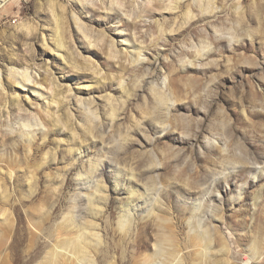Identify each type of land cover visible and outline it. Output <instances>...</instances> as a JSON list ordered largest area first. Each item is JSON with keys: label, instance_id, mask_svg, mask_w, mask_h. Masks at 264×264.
I'll list each match as a JSON object with an SVG mask.
<instances>
[{"label": "rangeland", "instance_id": "obj_1", "mask_svg": "<svg viewBox=\"0 0 264 264\" xmlns=\"http://www.w3.org/2000/svg\"><path fill=\"white\" fill-rule=\"evenodd\" d=\"M199 1L0 0V264H264V0Z\"/></svg>", "mask_w": 264, "mask_h": 264}, {"label": "bare ground", "instance_id": "obj_2", "mask_svg": "<svg viewBox=\"0 0 264 264\" xmlns=\"http://www.w3.org/2000/svg\"><path fill=\"white\" fill-rule=\"evenodd\" d=\"M83 5H84V3L86 2V1H90V0H79ZM210 0H208V2H204V3H200L201 1H199V3H198V8L200 9V10H202V11H210V8H211V6H210V2H209ZM212 1V0H211ZM112 3V2H111ZM89 4V3H88ZM59 37V36H58ZM59 39V38H58ZM65 39V38H64ZM63 41V40H62ZM63 44L61 43V41H60V39L58 40V43L55 45V47H56V50H60L61 48H63V46H62ZM109 48V47H108ZM140 54V53H139ZM62 55V54H61ZM64 61V60H63ZM8 70L10 71V76L15 80V82L16 83H18V84H20V85H22V86H28V85H32L31 83V78H30V75H29V73L27 72V70L28 69H26V68H20V69H18V68H15V67H13V66H11V67H9L8 68ZM13 73L14 74H17V75H13ZM52 82V81H51ZM1 83V82H0ZM39 84H37L36 85V83H33V86L34 87H36V89L38 90V91H40L41 92V94L42 95H47V96H50L51 97V102L53 103V104H55V106L54 105H50L51 107H52V109H58V106H59V104H60V99L59 100H57L55 97V94H57V93H52V90H50L49 89V87L47 86L46 88H47V90L45 91V88L43 89V87H41V86H38ZM52 88V87H51ZM154 95V99H155V101H156V103L157 104H166L168 101H169V99H170V95L171 94H167V93H164V92H160V91H155V93L153 94ZM61 96V95H60ZM6 100V99H5ZM15 102H16V107L17 106H19V99H16L15 100ZM56 105H58V106H56ZM49 106V107H50ZM7 113V112H6ZM49 114V113H48ZM53 115V114H52ZM55 115V114H54ZM113 116V115H112ZM9 118V117H8ZM50 119V118H49ZM90 121V120H89ZM40 120H39V118L37 117V115H36V113H34V114H32L30 117H28L27 119H25L23 122H22V124H20V129L24 132V134L26 135H29V134H31V131L29 130L33 125L34 126H36V125H40ZM19 128V127H18ZM21 131V132H22ZM23 135V134H22ZM29 137H31V135L29 136ZM209 232V231H208ZM172 233V232H171ZM200 237L201 238H203L204 240H205V244H207V240H208V237H207V232L206 231H201L200 233ZM210 234V233H209ZM85 235V234H84ZM162 237V236H161ZM165 237V236H164ZM160 240V239H159ZM79 241V240H78ZM75 242V241H74ZM82 242V241H81ZM88 242V241H87ZM93 242V241H92ZM79 245H80V243H79ZM82 245V244H81ZM78 247H80V246H78ZM85 247H86V245H85ZM84 246L82 247L83 249L82 250H80V252H81V259L83 258V259H85L86 257H88V256H86L87 255V253H86V250H84V248H85ZM76 249V248H75ZM78 249V248H77ZM79 249H81V248H79ZM79 251V250H78ZM86 256V257H85ZM90 257V256H89ZM91 260H92V258H91ZM91 260H89V259H87L86 261H84V262H87V261H91ZM82 262V261H81ZM84 262H82V263H84ZM91 263V262H90ZM86 264H88V262L86 263ZM149 264H153V263H149Z\"/></svg>", "mask_w": 264, "mask_h": 264}]
</instances>
